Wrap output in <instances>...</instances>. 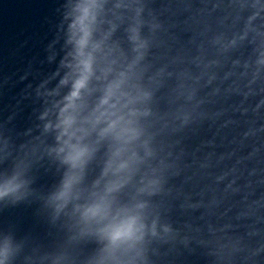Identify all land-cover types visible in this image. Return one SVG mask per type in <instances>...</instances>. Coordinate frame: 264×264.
<instances>
[{
    "label": "clouds",
    "instance_id": "obj_1",
    "mask_svg": "<svg viewBox=\"0 0 264 264\" xmlns=\"http://www.w3.org/2000/svg\"><path fill=\"white\" fill-rule=\"evenodd\" d=\"M76 10L78 15L74 19L70 27L73 29L72 41L75 45V65H68L72 71L61 80L62 86L70 85L67 95L64 97V106L59 112V122L56 128L59 130L57 139L61 142L59 152L65 153L64 161L73 169L80 166L89 154L87 145L81 142V137L77 135L75 125L77 117L75 111L77 109V101L82 97V93L88 88L90 78L92 76V57L86 53L89 45L91 31L89 23L93 18L92 5L88 2L77 5ZM102 104L107 103V98L101 101ZM99 119L97 120V123ZM115 127V122L110 123L107 128L101 130V135L111 131ZM76 177L69 175L65 180L63 189L54 197L56 200L65 198L72 187ZM22 184L18 182V177L13 176L6 179L3 184H0V199L16 194ZM99 209H89V212L95 215ZM138 230V222L135 217L114 221L110 225V237L113 241L132 237ZM10 252V246L7 242L0 249V257H7ZM0 264H4V260L0 259Z\"/></svg>",
    "mask_w": 264,
    "mask_h": 264
}]
</instances>
